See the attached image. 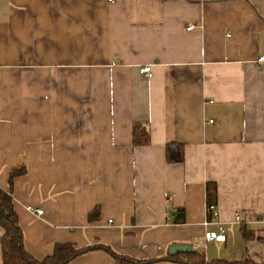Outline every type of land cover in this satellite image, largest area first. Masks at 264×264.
<instances>
[{"label": "crops", "instance_id": "crops-1", "mask_svg": "<svg viewBox=\"0 0 264 264\" xmlns=\"http://www.w3.org/2000/svg\"><path fill=\"white\" fill-rule=\"evenodd\" d=\"M261 57L264 0H0V188L27 169L13 199L28 252L100 243L146 261L184 245L264 264ZM135 123L150 144H133ZM208 182L224 243L204 237ZM70 264L118 263L96 250Z\"/></svg>", "mask_w": 264, "mask_h": 264}, {"label": "trees", "instance_id": "trees-1", "mask_svg": "<svg viewBox=\"0 0 264 264\" xmlns=\"http://www.w3.org/2000/svg\"><path fill=\"white\" fill-rule=\"evenodd\" d=\"M133 144L135 146H146L150 144V132L147 127L141 123H135L133 126ZM166 157L170 163H182L185 159V146L181 143H170L166 148ZM25 167L12 169L9 175V190L0 188V227L3 229L1 239V247L3 252L4 264H70L74 259L86 253L104 250L110 253L118 264H149L160 260L172 259L173 261L187 264H258L251 260L245 261H229L224 259H215L208 261L205 255L200 252L188 251L172 257L155 258L146 261L135 260L116 253L110 246L104 244H93L85 247H78L74 244H58L54 253L45 260H38L28 252L25 247L24 233L21 228L18 214L15 211L13 199L14 179L17 176L26 174ZM208 206L214 204L217 199V185L208 182L207 187ZM94 214H90V220L96 218ZM184 218H178L176 221L183 222ZM241 232L245 240L260 239L255 232L249 230L245 224L241 225Z\"/></svg>", "mask_w": 264, "mask_h": 264}, {"label": "built area", "instance_id": "built-area-1", "mask_svg": "<svg viewBox=\"0 0 264 264\" xmlns=\"http://www.w3.org/2000/svg\"><path fill=\"white\" fill-rule=\"evenodd\" d=\"M108 1H115V0H108ZM195 28V25H188L187 29L192 30ZM261 61H264V57H261ZM139 72L142 75H145L148 78H151L153 76L152 66L151 65H145L139 68ZM213 122L212 120L210 121ZM29 210H31L36 215H43L44 211L41 209H33L31 207H28ZM208 213L211 214L210 217L205 221V226L207 228L205 232V240L207 242L209 241H216L218 243H224L227 238V228L226 226L218 220L219 218V211L215 204H211L208 206ZM258 221H264V218H258ZM235 222H241V216L239 213H236L235 215ZM211 226H214L215 228L212 229Z\"/></svg>", "mask_w": 264, "mask_h": 264}, {"label": "water", "instance_id": "water-1", "mask_svg": "<svg viewBox=\"0 0 264 264\" xmlns=\"http://www.w3.org/2000/svg\"><path fill=\"white\" fill-rule=\"evenodd\" d=\"M190 250L191 249L189 248V246L173 245L171 250H170V254L174 255V254H178V253H186V252H188Z\"/></svg>", "mask_w": 264, "mask_h": 264}]
</instances>
